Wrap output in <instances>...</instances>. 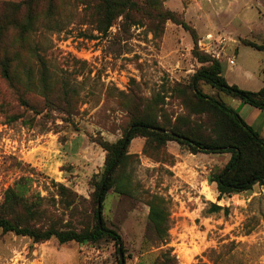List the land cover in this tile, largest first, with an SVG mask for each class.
<instances>
[{"label":"rangeland","instance_id":"rangeland-1","mask_svg":"<svg viewBox=\"0 0 264 264\" xmlns=\"http://www.w3.org/2000/svg\"><path fill=\"white\" fill-rule=\"evenodd\" d=\"M160 1L192 29L196 39L207 32L233 38L235 67L228 79L255 88L237 73L239 68L246 71L264 64V52L245 46L264 45V0ZM60 13L57 31L32 40L41 45L56 95L63 88L69 91L70 114L63 112L64 104L48 103L21 87L15 91L0 77V203L7 189L29 177L33 192L43 199V209L62 225L68 222L79 230L91 225L89 197L105 158L94 141L113 144L119 140L133 106L155 109L159 119L165 115L172 122L184 115L181 90L201 65L193 57L190 34L171 22L161 34H154L146 24L122 27L119 18L101 35L81 22V7L74 13L69 4L64 5ZM227 56L217 61L222 65ZM199 88L226 106L239 101L201 83ZM21 99L40 113L23 106ZM250 109L244 122L264 138V112ZM13 115L21 119L12 122ZM138 140L128 148L132 157L126 170L131 172L132 194L110 190L103 204L105 225L119 235L123 252H116L112 242L33 243L0 231V264H118L119 260L162 264L165 258L171 264H264V185L218 200L209 180L227 164L229 154L192 155L170 142L166 159L159 163L153 153H143ZM53 184L77 195L72 210L59 200ZM151 195L161 197L168 212L165 245H156L148 231ZM211 204L222 210L211 213Z\"/></svg>","mask_w":264,"mask_h":264},{"label":"trees","instance_id":"trees-1","mask_svg":"<svg viewBox=\"0 0 264 264\" xmlns=\"http://www.w3.org/2000/svg\"><path fill=\"white\" fill-rule=\"evenodd\" d=\"M68 4L74 13L81 7V22L101 35H106L119 18L122 27L146 24L154 34H161L167 22L180 26L194 41L192 54L201 67L181 90L184 115H179L172 122L165 115L159 119L155 109L144 110L133 106L130 121L119 140L113 144L94 141L104 151L105 158L89 197L93 207L90 226L76 230L68 222L62 225L58 217L43 209V199L32 190V179L22 177L7 189L0 203L2 233L27 238L33 243L55 240L59 245L74 243L85 246L101 241L112 242L116 252H123L121 238L106 227L102 212L110 190L118 195L132 194L131 172L126 169L132 157L128 148L135 139L142 140L143 153H153L155 162L159 163L166 159L167 144L170 142L192 155L229 154L227 164L209 180L215 185L218 200L250 191L255 185H264V138L229 106L218 98L203 94L199 88L200 83L204 84L264 112V67L261 70L263 87L257 92L227 84L221 63L198 51V39L192 29L175 13L164 9L160 0H22L16 3L0 0V77L11 89L18 91L21 87L27 93H37L48 103H62L66 106L63 112L70 114L69 91L63 88V92L56 95L57 89L50 82L49 71L41 55V45L32 40L36 35L57 31L61 22V7ZM245 46L264 52V45L245 43ZM21 103L33 113H40L29 102L21 99ZM9 119L16 122L21 117L13 115ZM53 188L57 190L59 200L72 210L77 195L61 184H53ZM147 207L148 231L156 239V245L167 244L169 217L163 199L151 195ZM221 210L217 205H210L211 213ZM162 264H171V259L165 258Z\"/></svg>","mask_w":264,"mask_h":264},{"label":"crops","instance_id":"crops-1","mask_svg":"<svg viewBox=\"0 0 264 264\" xmlns=\"http://www.w3.org/2000/svg\"><path fill=\"white\" fill-rule=\"evenodd\" d=\"M207 33H210V32H207ZM206 33V34H207ZM228 40H231V42H227L225 47H224V50L222 52V58H225L224 56H227L229 54V56H227V60L225 59L223 62L224 64V68H223V77L225 79V81L227 82V84L229 85H234V86H237L239 89H243L244 91H250V92H257L259 91L262 87H263V83L262 81L259 79V74L261 76V70L263 69L264 67V64H262L263 66L260 67V68H255V69H250V70H242V69H238V71L240 73H237V74H241L243 75L247 80L248 82L252 81V83H254L255 85V88H245L243 86H240L239 84H237L236 82H234V80H229L228 79V74L230 73L232 75V73H234V67H235V53H233V48H236V42L235 40H233V38L231 37H226ZM256 51V50H255ZM257 52H260V51H257ZM231 60V61H230ZM222 64V65H223ZM258 72V73H257ZM230 108L232 110H234L241 118L243 121H245L244 119V115H247L248 113H251V107L243 104L241 101H231L230 104H229ZM140 143H141V148H142V141L138 140ZM71 144V143H70ZM77 192V190H76ZM78 193V192H77Z\"/></svg>","mask_w":264,"mask_h":264},{"label":"built area","instance_id":"built-area-1","mask_svg":"<svg viewBox=\"0 0 264 264\" xmlns=\"http://www.w3.org/2000/svg\"><path fill=\"white\" fill-rule=\"evenodd\" d=\"M227 42V38L207 33L198 39L196 47L199 52L209 55L215 60H219L222 57V52Z\"/></svg>","mask_w":264,"mask_h":264},{"label":"water","instance_id":"water-1","mask_svg":"<svg viewBox=\"0 0 264 264\" xmlns=\"http://www.w3.org/2000/svg\"><path fill=\"white\" fill-rule=\"evenodd\" d=\"M98 224L100 225L99 213H98ZM119 256H120V258H121V254H119ZM120 264H122V260H121Z\"/></svg>","mask_w":264,"mask_h":264}]
</instances>
